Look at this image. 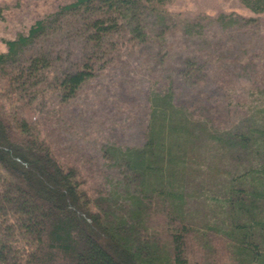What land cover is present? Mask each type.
Segmentation results:
<instances>
[{
    "label": "trees",
    "instance_id": "obj_1",
    "mask_svg": "<svg viewBox=\"0 0 264 264\" xmlns=\"http://www.w3.org/2000/svg\"><path fill=\"white\" fill-rule=\"evenodd\" d=\"M85 1L93 3L85 24L96 42L121 28L141 36L147 16L175 15L173 0H73L62 9ZM243 2L264 11V0ZM46 26L38 20L6 41L0 95L14 80L5 65ZM94 72L86 61L34 94L67 99ZM7 109L0 106V264H264V109L219 130L172 87L154 92L145 144L107 151L128 167L134 192L126 202L92 192L35 122ZM202 167L219 174L198 181L192 168Z\"/></svg>",
    "mask_w": 264,
    "mask_h": 264
},
{
    "label": "rangeland",
    "instance_id": "obj_2",
    "mask_svg": "<svg viewBox=\"0 0 264 264\" xmlns=\"http://www.w3.org/2000/svg\"><path fill=\"white\" fill-rule=\"evenodd\" d=\"M72 1L0 0V52H7V40L47 21L45 32L5 65L14 80L0 106L35 122L95 194L122 202L133 194L126 163L107 151L145 144L154 92L172 87L179 103L219 130L264 109V11L243 0H173L168 9L175 15L147 16L143 35L121 28L96 42L85 24L93 3L62 9ZM86 61L94 75L74 96L34 94ZM192 169L198 181H212L210 170L219 174Z\"/></svg>",
    "mask_w": 264,
    "mask_h": 264
}]
</instances>
